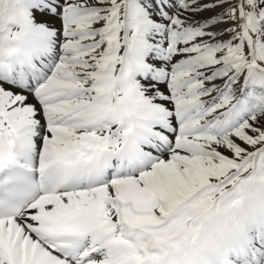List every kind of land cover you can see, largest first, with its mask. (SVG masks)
I'll list each match as a JSON object with an SVG mask.
<instances>
[{"label":"snow or ice","instance_id":"snow-or-ice-1","mask_svg":"<svg viewBox=\"0 0 264 264\" xmlns=\"http://www.w3.org/2000/svg\"><path fill=\"white\" fill-rule=\"evenodd\" d=\"M0 264H264V0H0Z\"/></svg>","mask_w":264,"mask_h":264}]
</instances>
